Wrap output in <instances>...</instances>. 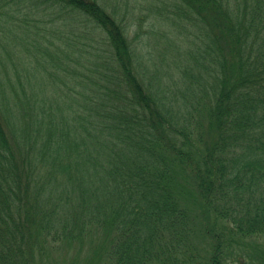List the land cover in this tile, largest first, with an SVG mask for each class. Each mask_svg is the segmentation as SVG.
<instances>
[{
  "label": "trees",
  "instance_id": "16d2710c",
  "mask_svg": "<svg viewBox=\"0 0 264 264\" xmlns=\"http://www.w3.org/2000/svg\"><path fill=\"white\" fill-rule=\"evenodd\" d=\"M102 1L0 0V264H264V0Z\"/></svg>",
  "mask_w": 264,
  "mask_h": 264
},
{
  "label": "rangeland",
  "instance_id": "374dc122",
  "mask_svg": "<svg viewBox=\"0 0 264 264\" xmlns=\"http://www.w3.org/2000/svg\"><path fill=\"white\" fill-rule=\"evenodd\" d=\"M102 2L105 3L108 10H112L113 6H118L122 9V11L129 10L130 12L135 11V13L137 14L142 13V19L140 20V28H142L143 31L141 32L146 33V30L151 27H154V29L156 30H159L160 28L158 24H155V20H152V18H155L156 16L159 17V11L162 7L161 2H164L163 0H105ZM135 29V25L131 26V30H129L130 38L134 37L133 31ZM161 34V32H156L155 34H152V36H154L155 38L157 37L155 39V42H158V37H160ZM166 53L167 55L164 56V58L168 60L170 59L169 56H172V52L169 49L166 50ZM78 210L79 208L76 207V205L70 207L65 206L63 212H65L66 214L74 215V212H77ZM254 240L258 243L264 244V234H261L257 238H254ZM199 243V245H201V242ZM108 250V239L104 237V234L97 232L95 235H88L85 241H83L82 243L73 241L69 244L68 240H62L61 243L58 244V247L56 249L54 248L48 251L49 253L47 252L48 254L46 253L47 255H45L49 264H90L92 257H94V253L98 252L102 253L103 256L99 255V258L95 261V263L108 264L106 261V254H108ZM236 250L237 252L240 251L238 248H236ZM243 259L244 257H241V260ZM36 261H38L37 264H40L41 261L46 264L44 256L42 255H37ZM230 264H237V261H230Z\"/></svg>",
  "mask_w": 264,
  "mask_h": 264
}]
</instances>
